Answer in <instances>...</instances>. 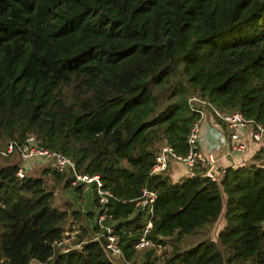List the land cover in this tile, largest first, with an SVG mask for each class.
I'll return each instance as SVG.
<instances>
[{"label":"trees","instance_id":"obj_1","mask_svg":"<svg viewBox=\"0 0 264 264\" xmlns=\"http://www.w3.org/2000/svg\"><path fill=\"white\" fill-rule=\"evenodd\" d=\"M190 94L264 126V0H0V148L32 136L97 173L128 264H264V133L251 139L252 123L237 153L248 158L215 161L219 178L199 163L175 181L148 175L159 143L186 152ZM20 164L15 146L0 154V264H113L93 238L94 184L39 158L19 176ZM144 184L151 212L135 205ZM55 187L92 204L59 208ZM149 216L163 257L132 247ZM71 228L79 244L52 251Z\"/></svg>","mask_w":264,"mask_h":264},{"label":"built area","instance_id":"obj_2","mask_svg":"<svg viewBox=\"0 0 264 264\" xmlns=\"http://www.w3.org/2000/svg\"><path fill=\"white\" fill-rule=\"evenodd\" d=\"M186 102L188 108L196 114L188 127L185 137L186 152L184 154H178L168 143L163 142L159 144L154 152V161L148 169V175L164 171L167 168L169 160L172 159L184 165L188 170L193 164L199 163L201 166H205V173L210 178H219V172L216 170L215 164L216 157L210 151L202 153L195 144L199 132V123L203 118H207V116H215L223 123L224 129L227 131V135H223L224 132L222 133V156H230L232 152L241 153L246 150L248 141L241 138V133H243L248 124L252 123L254 126V129L249 135L251 139H258L264 133V126L259 122L244 117L239 111L223 112L204 96L190 94L187 96ZM14 146L21 160V164L16 170V175H22L23 168L28 165L31 158H39L41 160H49L51 165L58 171L66 170L70 172L72 175L71 183L82 182L83 189H85L89 183L94 184L100 209L94 221L99 232L96 233L93 238L103 237L102 244L104 253L113 264L118 263L115 259L125 261L114 232V222L106 207L109 199L115 198V196L108 188L102 186L99 175L97 173L89 174L86 172H79L69 156L53 149L35 145L32 143V136H27L20 145H17L14 139L7 140L4 148H0V154H9ZM155 195V190L144 184L135 199V205L138 208L146 206L148 212H151V206ZM150 225L149 216L143 224L139 237L132 244L134 250L140 251L148 245L154 246L157 251L160 250L161 245L154 243L146 236ZM76 231V228L64 231L61 238L52 242V251H54L56 246L60 245L62 246L60 248L61 252L77 246L79 242L73 241Z\"/></svg>","mask_w":264,"mask_h":264},{"label":"crops","instance_id":"obj_3","mask_svg":"<svg viewBox=\"0 0 264 264\" xmlns=\"http://www.w3.org/2000/svg\"><path fill=\"white\" fill-rule=\"evenodd\" d=\"M208 124H204L200 129L199 139V149L202 153H206L208 151L212 152L217 156L216 164L221 166L227 165H235L241 158H248L249 153L242 157L241 154L235 153L232 157L222 156V139L218 142L219 133L222 134L223 130L215 119L211 120L210 116L206 118ZM223 137V136H222ZM221 145V146H220ZM250 151V150H249ZM166 173L172 181L178 180L180 177L189 175V170L179 162L172 160L168 162ZM157 252V250H156ZM120 261V260H119Z\"/></svg>","mask_w":264,"mask_h":264},{"label":"rangeland","instance_id":"obj_4","mask_svg":"<svg viewBox=\"0 0 264 264\" xmlns=\"http://www.w3.org/2000/svg\"><path fill=\"white\" fill-rule=\"evenodd\" d=\"M210 118H211V120H213V116H211ZM204 124H208L206 118H203L200 121L199 128L201 129V127H203ZM200 129H199L198 136H197V139H196V142H195L197 147L200 144V139H199ZM222 138H223L222 134L219 133L218 142H220ZM159 144H161V143H159ZM221 145H222V143H221ZM234 153L235 152H232L229 157H232L234 155ZM169 161L171 162L172 159H170ZM30 167H32V166H30ZM33 168L34 167H32L30 169L29 174H33V170L36 172V169H38L37 167H35L34 169ZM47 183L50 184V177L49 176L47 177ZM57 188H59V187H55L56 190H55V193H54V203L53 204L56 205L59 208H61L63 206H71V207L74 206V207H78L81 210H85L86 208L90 207V205L92 204V202L90 203V193L88 191H81L82 196H80V195L76 196V193L70 191V190H72L71 187H68V189L67 188L57 189ZM66 223H68V222H66ZM91 224H93V217H91ZM70 227H71V225H70ZM217 229H218V224L216 223L215 226H214V230H217ZM155 254L158 257H163L164 256L163 255V247H161L160 250L157 251ZM115 260L118 262L117 264H128V262H125V261H121V260L119 261L118 259H115ZM30 264H36V263L31 262ZM158 264H162V261L158 260Z\"/></svg>","mask_w":264,"mask_h":264}]
</instances>
